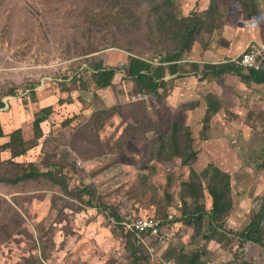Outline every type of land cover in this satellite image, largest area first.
<instances>
[{"label": "trees", "instance_id": "1", "mask_svg": "<svg viewBox=\"0 0 264 264\" xmlns=\"http://www.w3.org/2000/svg\"><path fill=\"white\" fill-rule=\"evenodd\" d=\"M45 1L53 4L60 1L69 7L71 18L75 19L73 29L84 31L81 37L85 36L90 40L86 49H78L80 44L75 38L73 42L75 52L93 54L90 61H86L91 70L88 78L76 74L69 82L59 84L61 92L70 93L71 90H80L90 93L92 103L100 104V107H96L89 117L81 114L73 116L66 121V126L70 128L74 119L80 118L81 124L77 123L73 129L78 130L79 127H84L92 131L97 142L96 132L105 126L103 116L114 114V118H118L120 112L118 108L123 110L126 103L131 102L133 112L131 114L137 126V132L135 131V134L131 136L140 138L139 140L143 142H147L149 136L153 137L149 157L139 163L138 168L142 171L136 176V188L142 197L147 198L149 195L153 201L165 203L164 206L155 209L151 217L143 218L158 219L161 226L164 225L166 228L179 224L188 229L185 233L180 231V234L189 233L192 237L191 244L195 246L200 242L204 244L196 249L186 250L182 241L176 243L174 240L167 243L166 238L159 240L150 236L148 232H139L134 227L127 228L125 224H132L141 217L132 216L128 209L122 212L123 207L112 208L109 220L114 227L113 232L118 231L127 252V261H121L119 264H149L150 257L155 255L156 249L165 243L167 245L162 251L164 256L162 252H158L161 257L155 258L158 264H217L221 262L223 264H264V193L259 199L258 209L249 212L247 217L244 216L241 228L235 229L232 215L236 202L235 185H239L236 187V197H241L245 192V185L241 186L237 181V178L241 179V176L238 173L233 176L226 165L216 163L201 165L199 150L194 143L193 129L189 124H184L181 117L178 119L176 117L164 131L158 132V126L163 119L161 113L155 111L154 115L157 117H154L147 111L148 104L158 106L162 103L170 112L174 111L175 116H178L179 112L182 113L181 110L191 111L192 115L189 114L191 118L202 115V126L203 122H209L214 116L217 121L225 122V125L231 124L230 127L238 131L235 144H230L225 139L224 132H221L220 144L225 140L226 147L238 148V151L236 150L231 156L232 159L246 162L248 174L251 176L258 174L261 178L264 175V125L259 130L258 125L252 122L259 120L263 123L264 111L261 113L258 111L257 116L254 110H250L246 117L242 112L238 113V110L233 114V111L220 106L218 102L220 99L217 100L212 91L203 94L205 108L198 107L195 103L190 105L187 96L188 90L192 91L193 86L197 84L199 88L212 84L208 83L207 79H212L211 81L219 87L218 81L226 76L238 78L248 85L264 86V65L261 70H254L244 69L235 59L220 63H210L203 59L207 57L206 49L211 42L219 43L221 39H230V36H223L225 27L236 28L241 20L255 21L259 25L264 21L259 0H208L205 10L190 12L187 15H178L175 9L178 0ZM233 7L235 9H232ZM203 37L208 41L204 42ZM263 38L258 42H264ZM197 45L201 47L202 53L201 59L195 61L190 57ZM246 47L247 45H244L241 48ZM103 48L121 50L126 54V57H123V66L118 67L123 74L120 81L115 80L117 68L108 64L105 58L100 56ZM136 49L151 50L153 58L158 59L156 64L145 60L144 52L135 53ZM107 56L109 58L110 53ZM186 70H188L187 73L191 72L192 76L180 78L179 76L185 75L183 72ZM126 85L129 88H126ZM31 92L34 97L37 96L34 89H31ZM12 95H14L13 89L9 91L8 96ZM103 95L108 99H103ZM144 95L147 97L146 100L140 98ZM253 95L254 92L247 93V98L253 101L251 98ZM260 96L256 101L264 108V97ZM133 97L135 100L132 99ZM80 101L85 104V108L88 107V101L85 98H80ZM61 102L72 103L73 99L70 96L69 99ZM115 104L118 106L114 111ZM4 106L5 103L0 99V110ZM142 111V115L138 116ZM51 113L52 106L37 108L28 134H25L20 127L5 133L0 124V154L2 152L10 154V159L0 160V182L16 183L21 180L38 181L44 178L47 182L60 187L66 199L58 209L55 207L54 200L52 208L56 211V223L65 222L64 226H68L67 215L80 214L89 208L100 209L103 201L99 198L96 184L93 181L88 183L82 181L79 187L68 192L65 171L67 168L64 163H51L47 169L41 170L32 161H14L16 158L25 156L31 149L40 146L39 141L45 137L41 124L48 120ZM234 115H237L238 119ZM138 119L141 122H138ZM234 123L237 125L233 126ZM248 127L251 128L250 131ZM127 129L130 130L131 127L128 126ZM233 130L231 133H235ZM128 136L126 132L122 136L119 151H123L122 145ZM5 137L8 139L2 142ZM235 145L238 146L235 147ZM251 148H253V154L248 159L245 155ZM112 150L107 145L106 150H99L98 156H103ZM175 162L188 169L186 178L176 176L171 169H167V165ZM9 165L15 169V177L11 179L7 178L4 172ZM108 166L104 165L102 170ZM57 167L58 171H56ZM162 177L166 179V190L162 196L155 197V187L147 182H153ZM173 185L176 186L175 194L178 198L175 206L173 195L167 192ZM259 187L264 189L262 186ZM76 200L80 202L78 206H76ZM125 200L123 198L122 206ZM169 214H174L171 220L168 219ZM228 224H230L229 228ZM70 230L65 228L64 238L70 236ZM245 250L250 252L249 255ZM40 254L45 256L46 253L43 250ZM36 261L37 256L25 254L21 256L17 264H37Z\"/></svg>", "mask_w": 264, "mask_h": 264}, {"label": "rangeland", "instance_id": "2", "mask_svg": "<svg viewBox=\"0 0 264 264\" xmlns=\"http://www.w3.org/2000/svg\"><path fill=\"white\" fill-rule=\"evenodd\" d=\"M208 2V0H178L175 9L178 15H187L190 12L205 10ZM258 2L264 13V0ZM74 24L75 19L71 18L69 7L60 1L53 4L45 0H0V99L5 103L0 110V124L5 133L20 127L25 134H28L37 108L52 106V113L48 120L41 124L45 137L39 141L40 146L31 149L25 156L16 158L14 161H32L41 170L47 169L51 163L62 162L67 168L65 171L68 192L79 187L82 181L85 183L93 181L103 204L99 210L89 208L80 214L67 215L68 226H64L65 222L56 223V211L52 208L54 200L55 207L58 209L66 199L60 187L47 182L44 178L38 181L0 182V264H17L21 256L25 254L37 256V264L126 262L127 252L123 242L119 238L118 231L113 232L114 227L109 220L111 209L123 207L121 211L126 212L128 209L132 216L151 217L155 209L165 204L164 201H153L149 195L147 198L142 197L136 188V176L142 171L138 166L142 160L149 157L153 137L149 136L147 143L131 136L137 130L136 120L131 114V102L126 103L123 110L118 108L120 111L118 118H114V114L103 116L105 126L96 132L97 142L92 131L84 127H79L78 130L73 129L77 123L81 124L80 118L74 119L70 128L66 126V121L73 116L81 114L89 117L96 107H100V104L92 103L90 93L80 90H71L70 93L60 91L59 83L69 82L76 74L88 78L91 72L86 61H90L93 54L76 53L75 43H73L76 38L80 44L78 49H86L90 40L85 36L81 37L85 32L74 30ZM263 34L264 21L259 25L255 21L241 20L236 28L223 29V36H230V39H221L219 43L211 42L206 49L208 53L205 51L207 57L203 59L210 63L236 60L244 52L242 46L260 41ZM205 37L202 40L207 42L208 39ZM134 52H144L143 57L146 56L148 59L154 57L151 55V50L136 49ZM201 53V47L197 45L190 58L195 61L200 60ZM100 56H103L108 64L117 68L115 80L120 81L123 74L118 67L123 66V57H126V54L121 50L103 48ZM188 70L183 72L185 75L179 77L192 76L191 72L187 73ZM211 80L207 79L208 83L212 84L206 88H199L197 84L193 86L192 91L188 90L190 105L195 103L198 107L205 108L203 94L212 91L217 100L220 99L218 102L222 108L233 111V114L238 110L246 117L255 105L247 98V93L256 90L264 96L263 87H253L252 84H245L232 76L221 78L218 81L219 87ZM126 88L129 86L126 85ZM11 89L14 90V95L8 96ZM31 89L36 91L37 96L34 97L31 94ZM69 95L73 99L72 103L61 102L69 99ZM102 97L107 98L104 95ZM80 98L88 101V107L85 108ZM115 105L114 111L118 104ZM147 111L152 116L155 111L161 113L163 119L158 126V132L164 131L176 117L177 119L181 117L182 122L189 124L193 129L194 143L199 150L201 165L208 163L226 165L233 176L237 173L241 176V179L237 178V181L241 186L245 185V192L241 197H236V187L239 185H235L236 202L232 212L235 229L241 228L244 216L247 217L249 212L258 209L259 199L264 193V189L259 187L264 188V175L259 178L258 174L255 176L248 174L246 162L243 163L231 157L238 148L226 147L225 140L220 144L221 132H224L225 139L230 144H235L238 131L233 130L235 133H231L232 130L229 129L231 124L225 125L222 120L217 121L215 116L209 122H203L202 126V115L191 118L189 115H192L191 111L181 110L182 113L179 112V115L175 116V112H170L162 103L158 106L148 104ZM142 113L143 111L138 116ZM154 117L157 116L154 115ZM138 122L141 120L138 119ZM128 126L131 127L130 130L127 129ZM241 129L245 131L244 128ZM125 132L129 136L122 145L123 151H119ZM207 137H209L208 140ZM7 139L8 137L3 138L2 142ZM107 145L113 150L98 156L99 150H106ZM253 148L249 149L245 155L248 159L253 154ZM64 158L66 160H63ZM8 159H10L9 153L0 154V160ZM104 165L109 166L102 170ZM166 167L182 178H186L189 172L186 167L179 166L177 162ZM58 170L57 167L56 171ZM4 172L7 178L15 177L13 166L9 165ZM149 182L151 181L147 183L155 187V197L162 196L166 190L165 177ZM175 191V185L167 191L173 195L174 206L178 202ZM123 198L126 200L122 206ZM79 204L80 202L76 200V206ZM65 228L71 229L70 236L66 238H64ZM169 228H167V243L174 240L176 243L182 241L186 250L204 245L203 242L197 246L191 244L192 237L189 233L180 234V231L185 233L188 229L179 224ZM167 243L156 249L155 255L150 257L149 264H158L155 258L161 257L158 252H162ZM43 250L46 253L45 256L40 254ZM245 251L249 255L250 252ZM162 255L164 256L163 252ZM217 264H223V262Z\"/></svg>", "mask_w": 264, "mask_h": 264}, {"label": "built area", "instance_id": "3", "mask_svg": "<svg viewBox=\"0 0 264 264\" xmlns=\"http://www.w3.org/2000/svg\"><path fill=\"white\" fill-rule=\"evenodd\" d=\"M145 60L156 64L158 59H148L146 56ZM238 65L244 69L261 70L264 65V42H251L244 49L243 54L236 59ZM140 98L147 99V97L141 96ZM135 100V97L132 98ZM173 218L172 214H169L168 219ZM127 228L134 227L139 232H148L150 236H154L159 240L166 238L168 235L166 226H161V222L158 219L139 218L132 224H125ZM151 251L153 249H150Z\"/></svg>", "mask_w": 264, "mask_h": 264}, {"label": "crops", "instance_id": "4", "mask_svg": "<svg viewBox=\"0 0 264 264\" xmlns=\"http://www.w3.org/2000/svg\"><path fill=\"white\" fill-rule=\"evenodd\" d=\"M233 61V60H232ZM253 87H263L264 88V86H259V85H252ZM207 86H205V88H206ZM262 96V97H264L260 92H258V91H256V90H254V95L251 97L252 98V100L255 102V105H254V108H253V110L254 111H256V115L255 116H257L258 115V111H260L259 113H261V111H264V108H262L261 106H260V104L256 101L257 100V97L258 96H260V95ZM260 96V97H261ZM238 112V111H237ZM238 113H240V112H238ZM254 116V117H255ZM234 117L236 118V119H238V116L237 115H234ZM232 118H233V116H232ZM235 122V121H234ZM224 124H225V122H223ZM238 123V122H237ZM237 123H234L233 124V126H235V125H237ZM253 123H256L257 125H258V129L260 130V129H262V127H263V125H264V122L263 123H261L259 120H254L253 122H252V124ZM227 124V123H226ZM249 128V131L251 130V128L250 127H248ZM230 130H233L232 129V127H230Z\"/></svg>", "mask_w": 264, "mask_h": 264}]
</instances>
